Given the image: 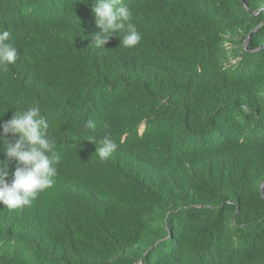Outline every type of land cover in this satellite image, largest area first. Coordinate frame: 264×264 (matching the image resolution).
Instances as JSON below:
<instances>
[{"label": "trees", "instance_id": "obj_1", "mask_svg": "<svg viewBox=\"0 0 264 264\" xmlns=\"http://www.w3.org/2000/svg\"><path fill=\"white\" fill-rule=\"evenodd\" d=\"M85 2L0 0V123L38 104L61 155L29 206L0 202V264H264V0H123L133 48L91 45ZM105 131L101 161L82 138Z\"/></svg>", "mask_w": 264, "mask_h": 264}, {"label": "clouds", "instance_id": "obj_2", "mask_svg": "<svg viewBox=\"0 0 264 264\" xmlns=\"http://www.w3.org/2000/svg\"><path fill=\"white\" fill-rule=\"evenodd\" d=\"M91 8L99 29L92 34L91 45L106 48L110 38L117 34L120 36L119 46L133 48L139 44L142 36L132 22V11L123 0H91ZM18 55L11 32L0 30V71H7L9 65L15 64ZM15 109L11 119L0 123V152L6 157L0 159V202L10 210L29 206L40 193L51 188L61 160L41 107L33 104ZM95 127V122L88 119L82 131L87 133ZM108 127L104 125L106 130ZM84 138L97 145L95 155L101 161L107 160L118 147L108 131L99 140L87 134ZM13 161L16 165L14 170Z\"/></svg>", "mask_w": 264, "mask_h": 264}, {"label": "water", "instance_id": "obj_3", "mask_svg": "<svg viewBox=\"0 0 264 264\" xmlns=\"http://www.w3.org/2000/svg\"><path fill=\"white\" fill-rule=\"evenodd\" d=\"M244 2H245V0H243ZM245 6L249 9V10H251L249 7H248V5L246 4V2H245ZM264 9V7L263 8H261V9H259V10H257V11H253V10H251V12H253L254 14H257V13H259L261 10H263ZM264 23V21L261 23V24H259L255 29H253L252 30V32L248 35V37H247V39H246V43H245V45H247L248 43H249V41H250V39H251V37H252V35L262 26V24ZM263 47H264V45H263ZM261 191H262V193L264 194V183L262 184V186H261Z\"/></svg>", "mask_w": 264, "mask_h": 264}, {"label": "rangeland", "instance_id": "obj_4", "mask_svg": "<svg viewBox=\"0 0 264 264\" xmlns=\"http://www.w3.org/2000/svg\"><path fill=\"white\" fill-rule=\"evenodd\" d=\"M145 128H146V123H145V122H143V124H142V126H141L140 130L143 132V131L145 130Z\"/></svg>", "mask_w": 264, "mask_h": 264}]
</instances>
